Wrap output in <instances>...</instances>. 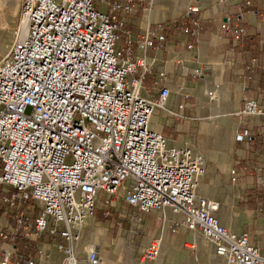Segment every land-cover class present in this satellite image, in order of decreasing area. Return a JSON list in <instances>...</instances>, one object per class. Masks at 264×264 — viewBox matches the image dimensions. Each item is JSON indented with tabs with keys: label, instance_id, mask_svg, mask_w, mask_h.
<instances>
[{
	"label": "built area",
	"instance_id": "1",
	"mask_svg": "<svg viewBox=\"0 0 264 264\" xmlns=\"http://www.w3.org/2000/svg\"><path fill=\"white\" fill-rule=\"evenodd\" d=\"M153 1L22 0L14 40L0 59V187L14 190L10 200H33L40 209L33 220L19 212L11 231L55 239L54 246L67 254L65 264H101L95 246L80 256L84 228L101 194L123 192L124 201L142 212L170 210L179 216L227 264H264V246L254 244L249 232L228 229L218 217L220 201L198 193L208 172L205 155L172 144L151 125L157 109H166L171 90L141 93L142 77L151 68L133 48L134 43L157 48L169 25L150 23L143 38L129 35L125 46L119 45V32L121 13L137 12L146 3L150 14ZM198 10L190 6L187 13ZM190 24L181 21L199 39L200 21L192 18ZM226 29L238 38L247 33L240 22ZM205 69L195 74L202 77ZM235 116L237 141L251 139V129L243 128L248 118H259L264 134V101L245 97ZM160 252V240L154 239L139 262L154 261ZM14 253L7 251L0 264H13Z\"/></svg>",
	"mask_w": 264,
	"mask_h": 264
},
{
	"label": "crops",
	"instance_id": "2",
	"mask_svg": "<svg viewBox=\"0 0 264 264\" xmlns=\"http://www.w3.org/2000/svg\"><path fill=\"white\" fill-rule=\"evenodd\" d=\"M163 7L155 0L147 19L143 13L146 3L137 12L121 13L124 25L119 32V45L125 46L129 35L136 40L143 38L150 23H168L165 20L169 15ZM197 7L198 12L186 13L182 22L187 21L192 27L191 19H198L201 23L199 39L184 31L180 22L168 23L167 39L156 42L157 48L143 50L134 43L133 55L145 56L151 68L142 77L141 93L157 96L164 86L171 90L166 109H157L154 113L152 127L161 131L172 144L189 145L202 152L208 162L207 155L197 144L200 124L215 134L217 124L225 123L224 136L232 145L235 143L233 160L228 155L232 148L227 150V145L219 141L223 135L220 131L216 134L213 158L221 165L222 175H211L209 169L198 193L220 201L218 217L228 229L249 232L252 242L263 247L264 134L260 131L261 120L248 118L243 128L251 129V139L237 141L239 123L235 113L247 96L264 101V0H217ZM107 8V5L102 6V9ZM239 22L247 32L241 38L226 29L228 23ZM201 67L206 68V72L198 77L195 71ZM135 75L142 76V68ZM179 104L184 108L179 110ZM215 185H219L216 194L210 189ZM12 192L14 190L7 185L0 187V263L7 251L15 250L10 256L12 263L25 264L34 259L40 249H52L55 239L47 235L28 239L13 234L11 228L16 215L24 211L27 219L33 220L40 204L19 198L12 201L9 198ZM180 220L170 210L142 212L124 201L123 192L113 196L101 194L95 217L85 225L80 256L85 258L86 248L95 246L101 264H227L215 254L213 245L204 236L180 224ZM154 239L161 243L159 257L140 263L144 248ZM192 251L197 261L193 260Z\"/></svg>",
	"mask_w": 264,
	"mask_h": 264
},
{
	"label": "rangeland",
	"instance_id": "3",
	"mask_svg": "<svg viewBox=\"0 0 264 264\" xmlns=\"http://www.w3.org/2000/svg\"><path fill=\"white\" fill-rule=\"evenodd\" d=\"M160 1L164 7L163 11L169 15V19H166L170 24L177 22L179 24L185 17V14L190 10V6H202L204 4H210L217 0H157ZM155 2V1H154ZM22 4V0H0V59L3 57L5 52L8 50L10 45L14 40V33L19 26L20 22V7ZM145 19H147L148 10H144ZM147 15V16H146ZM123 35V33H121ZM127 41V40H126ZM127 43V42H126ZM30 111V110H29ZM207 121V120H206ZM205 121V122H206ZM212 122V121H210ZM201 127V135L197 137V144L201 147V149L205 152L208 157V171L210 169L211 175H222L221 165L218 163L216 159L213 158L215 155V142L217 140L218 132H222L220 136V142L224 145L225 148L229 150V157L233 160V150L235 149V143L229 141L228 138L224 136V132L226 131L225 123L219 122L217 124V129L215 134L212 133V130L205 128L203 124H200ZM217 134V135H216ZM231 136L233 137V127L231 121ZM224 147V146H223ZM234 147V148H233ZM206 157V156H205ZM219 185L210 186V189L216 194L218 192ZM116 196H114L115 198ZM162 212V211H156ZM88 222V221H87ZM100 239L97 238V241ZM191 250V249H190ZM48 254V257L44 255ZM44 255L42 256L40 253L34 256V260L36 264H65V259L67 254L64 251L59 250L54 246L52 241V249L49 251L44 250ZM192 257L194 261H197L196 255L194 251H192Z\"/></svg>",
	"mask_w": 264,
	"mask_h": 264
},
{
	"label": "bare ground",
	"instance_id": "4",
	"mask_svg": "<svg viewBox=\"0 0 264 264\" xmlns=\"http://www.w3.org/2000/svg\"><path fill=\"white\" fill-rule=\"evenodd\" d=\"M154 1H155V0H154ZM154 1H153V3H154ZM90 219H91V218H90ZM88 220H89V219H88ZM88 220H87V221H88ZM86 223H87V222H86Z\"/></svg>",
	"mask_w": 264,
	"mask_h": 264
},
{
	"label": "trees",
	"instance_id": "5",
	"mask_svg": "<svg viewBox=\"0 0 264 264\" xmlns=\"http://www.w3.org/2000/svg\"><path fill=\"white\" fill-rule=\"evenodd\" d=\"M244 37V36H243Z\"/></svg>",
	"mask_w": 264,
	"mask_h": 264
}]
</instances>
